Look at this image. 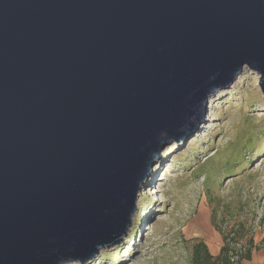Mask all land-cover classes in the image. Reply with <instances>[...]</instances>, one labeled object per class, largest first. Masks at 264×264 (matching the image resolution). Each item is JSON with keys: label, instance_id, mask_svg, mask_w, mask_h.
Instances as JSON below:
<instances>
[{"label": "water", "instance_id": "water-1", "mask_svg": "<svg viewBox=\"0 0 264 264\" xmlns=\"http://www.w3.org/2000/svg\"><path fill=\"white\" fill-rule=\"evenodd\" d=\"M243 68L264 95V0H0V264L122 243L163 144Z\"/></svg>", "mask_w": 264, "mask_h": 264}, {"label": "rangeland", "instance_id": "rangeland-1", "mask_svg": "<svg viewBox=\"0 0 264 264\" xmlns=\"http://www.w3.org/2000/svg\"><path fill=\"white\" fill-rule=\"evenodd\" d=\"M241 73L194 132L163 144L123 242L63 264H188L192 238L215 253L230 230L264 264V95L257 72Z\"/></svg>", "mask_w": 264, "mask_h": 264}, {"label": "trees", "instance_id": "trees-1", "mask_svg": "<svg viewBox=\"0 0 264 264\" xmlns=\"http://www.w3.org/2000/svg\"><path fill=\"white\" fill-rule=\"evenodd\" d=\"M239 238H241L239 232L235 230L222 235V245L216 254L209 251L203 239L192 238L188 264H233L230 259L235 254L238 256L236 264H240L243 260H250L251 245L240 242ZM247 242L250 243L249 240ZM237 243H241V250L235 247Z\"/></svg>", "mask_w": 264, "mask_h": 264}, {"label": "crops", "instance_id": "crops-1", "mask_svg": "<svg viewBox=\"0 0 264 264\" xmlns=\"http://www.w3.org/2000/svg\"><path fill=\"white\" fill-rule=\"evenodd\" d=\"M205 243H206V242H205ZM221 245H222V242L220 241L217 250L215 251V253H212V254H216V253L219 251ZM252 257H253V256H252V253H251V258H250V260H243V261H241L240 264H250V263L252 262Z\"/></svg>", "mask_w": 264, "mask_h": 264}, {"label": "built area", "instance_id": "built-area-1", "mask_svg": "<svg viewBox=\"0 0 264 264\" xmlns=\"http://www.w3.org/2000/svg\"><path fill=\"white\" fill-rule=\"evenodd\" d=\"M235 247L237 248V249H239V250H241L242 248H241V245L239 244V243H237V244H235ZM237 258H238V256H237V254H235V255H233L232 257H231V262L233 263V264H236L237 263Z\"/></svg>", "mask_w": 264, "mask_h": 264}, {"label": "bare ground", "instance_id": "bare-ground-1", "mask_svg": "<svg viewBox=\"0 0 264 264\" xmlns=\"http://www.w3.org/2000/svg\"><path fill=\"white\" fill-rule=\"evenodd\" d=\"M148 177H149V174H147L146 178H148Z\"/></svg>", "mask_w": 264, "mask_h": 264}]
</instances>
